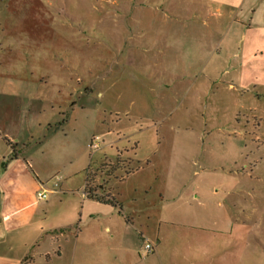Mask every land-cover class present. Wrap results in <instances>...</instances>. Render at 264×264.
<instances>
[{"label":"rangeland","instance_id":"rangeland-1","mask_svg":"<svg viewBox=\"0 0 264 264\" xmlns=\"http://www.w3.org/2000/svg\"><path fill=\"white\" fill-rule=\"evenodd\" d=\"M109 1L0 0V43L4 46L0 48V65L4 66L0 74L24 82L43 76L48 65L67 64L70 73L71 66L78 67L74 71L82 91L89 88L82 97L91 104L85 106V113L93 112V103L117 104V115L100 114L106 121L98 120L90 133L100 138V148L90 149L94 155L90 168L115 160L120 152L124 160H134L135 166L137 161H149L152 167L148 172L154 166L160 172L163 193L208 194L207 216L198 213L189 221L197 227L189 231L207 239L208 264H264V85L243 87L236 73L221 75L220 64L214 63V51L219 47L237 48L240 30L230 28L222 43L220 32L208 40V23H202L208 18L203 6L208 0H132L127 4L134 15L129 24L117 23L111 17ZM160 5L167 12L177 10L175 17L181 23L174 31L183 37L169 34L172 25L163 30L158 24ZM162 31L166 38L171 37L166 48L158 36ZM66 32L79 34L80 44L75 49L45 48L46 33ZM128 34L132 35L130 41H126ZM144 40L148 50L141 45ZM115 43H122L129 54H119ZM114 63L117 74H125L123 77L131 82V99L136 102L130 107V99L125 101L124 95L117 98L124 80L110 87L97 79V75H111L108 72ZM125 64L129 69L122 72ZM143 84L158 90L154 101H149L150 95L141 96ZM20 99L22 133L24 108L30 100L23 95ZM143 99L147 103L142 104ZM57 124L50 123L52 130ZM50 127H35L39 137L35 134L22 141L15 136L16 147L39 145ZM75 134L53 139L48 152L42 149L37 161L70 158L67 155H74L80 143ZM8 140L0 136V153H11ZM55 176L49 187L58 176L63 178L60 172ZM52 202L54 206L57 203ZM43 204L40 202L39 207ZM199 258L203 256L196 257L197 264Z\"/></svg>","mask_w":264,"mask_h":264},{"label":"crops","instance_id":"crops-1","mask_svg":"<svg viewBox=\"0 0 264 264\" xmlns=\"http://www.w3.org/2000/svg\"><path fill=\"white\" fill-rule=\"evenodd\" d=\"M129 2L132 0L109 1L108 12L117 23L129 24L133 19ZM203 6L208 11L207 20L202 22L208 23V40L220 32L222 43L230 28L234 32L240 30L236 49L210 50L217 52L214 63L220 64L221 75L236 73L243 87L264 85V0H208ZM159 8L162 15L157 22L163 25L161 28L164 30L170 24L169 30L173 32L169 34L177 39L183 37L174 31L181 23L175 17L177 10L167 12L161 5ZM158 36L166 48L171 37L166 38L164 31ZM131 38L128 34L126 41ZM78 39L79 34L73 32L46 33L43 37L45 48L50 50L75 49L80 44ZM121 45L114 44L116 51L128 55ZM141 45L148 50L145 40ZM0 48H4L1 43ZM127 65L122 72L129 69ZM67 66L48 65L43 76H32L24 82L11 79L10 74H0V133L9 139L12 148L11 153H0V264H197L198 255L203 256L199 264H208L206 237L189 231L197 228L189 224L190 217L198 213L207 216L208 194L163 193L160 172L155 166L148 172L152 167L149 161H137L135 166L134 160H124L121 152L115 160L91 169L94 155L90 149L100 146L90 145V133L98 120L106 121L100 114L117 115V104L93 103V112L85 113V106L91 104L82 97L89 88L82 91L74 71L78 67L71 66L70 73ZM1 68L4 66L0 65ZM9 69L15 73L14 68ZM16 72L15 77L19 78V71ZM108 73L112 76L97 75V79L110 87L124 80L117 98L124 95L125 101L130 99L128 107L133 105L134 92L125 74H117L115 63ZM140 89L142 97L151 96L149 101H154L159 93L154 85L143 84ZM22 95L28 96L30 102L24 108L26 122L21 133ZM52 121L58 122L53 130ZM46 125L50 127L49 134H43L39 145L16 147L15 136L22 141L35 134L39 137L35 127L43 130ZM69 132L76 133L75 139L80 142L74 155H67L70 158L63 162L37 161L44 150L48 152L53 139L66 137ZM76 164L80 170L74 168ZM58 172L63 178L58 176L61 179L57 189H53L48 183ZM41 191L45 192L44 197L37 199ZM53 199L57 201L55 206ZM110 199L112 202L107 201ZM42 201L44 204L39 207ZM146 240L154 246L150 254L143 249Z\"/></svg>","mask_w":264,"mask_h":264},{"label":"built area","instance_id":"built-area-1","mask_svg":"<svg viewBox=\"0 0 264 264\" xmlns=\"http://www.w3.org/2000/svg\"><path fill=\"white\" fill-rule=\"evenodd\" d=\"M100 138H99V136H97V135H95V136H93L92 138H91V144L90 145H93V146H98V140H99ZM60 180V177H57L54 181H53V183H52V187H53V189L54 188H56L57 186H58V181ZM44 191H41V192H38L37 193V199H42L43 197H44ZM144 252L146 253V254H150V253H152L153 252V250H154V246H153V244H152V242L151 241H149V240H146L145 241V243H144Z\"/></svg>","mask_w":264,"mask_h":264},{"label":"trees","instance_id":"trees-1","mask_svg":"<svg viewBox=\"0 0 264 264\" xmlns=\"http://www.w3.org/2000/svg\"><path fill=\"white\" fill-rule=\"evenodd\" d=\"M96 199H98V200H100V201H103L104 200V198H101V197H98V196H94ZM108 202H112V200L110 199V200H107Z\"/></svg>","mask_w":264,"mask_h":264}]
</instances>
